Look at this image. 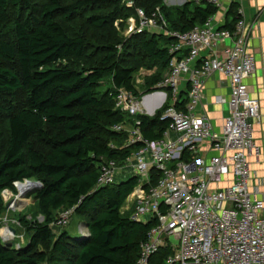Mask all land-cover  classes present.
<instances>
[{"label":"trees","instance_id":"16d2710c","mask_svg":"<svg viewBox=\"0 0 264 264\" xmlns=\"http://www.w3.org/2000/svg\"><path fill=\"white\" fill-rule=\"evenodd\" d=\"M95 4L108 11L86 17L88 26L98 31L135 13L123 0L65 4L46 0L36 6L29 0H0V117H9V138L0 158V215L4 210L2 192H16L15 183L36 179L42 183L36 198L45 217L44 224L23 222L31 238L21 249L6 247L0 237V264H135L156 225L123 214L128 197L139 185L137 176L108 186H99L98 177L105 161L120 165L138 149L124 146L129 136L112 129L120 123H133L115 109L117 92L124 89L138 94L134 78L141 67L158 69L147 81L146 91L163 80L173 57L169 52L172 39L147 31L133 34L122 50L110 45L99 62L74 68L70 62L85 57L88 42L84 35L71 36L63 25H70ZM16 7L24 12L16 14ZM136 8H144L148 14L160 8L168 29L181 32L203 25L218 12L215 6L194 2L168 8L164 0H136ZM237 9L236 4L231 5L221 29H233L240 17ZM12 63L18 73L8 66ZM108 78L112 87L101 94L97 89ZM21 91L25 106L7 108L5 97ZM160 114L136 118L146 140L163 137L169 121ZM153 176L157 180L160 175ZM71 209L85 218L88 236L67 230L57 233L51 227L54 212ZM48 243L51 254L40 248ZM170 254V248L161 249L151 264H164Z\"/></svg>","mask_w":264,"mask_h":264},{"label":"built area","instance_id":"2783aa9c","mask_svg":"<svg viewBox=\"0 0 264 264\" xmlns=\"http://www.w3.org/2000/svg\"><path fill=\"white\" fill-rule=\"evenodd\" d=\"M190 1L215 6L218 12L181 32L168 29L160 8L148 14L136 8V0H123L135 11L136 19H127L136 21L132 34L169 37L173 55L166 77L152 90L135 94L121 89L115 97V109L133 123L113 130L129 136L124 146H138L124 161L140 179L125 208L132 220L156 222L135 264H151L163 248L171 250L164 264H264V198L254 186L250 160L260 162L263 152L255 140L262 116L246 84L256 70L249 26L240 9L233 29L215 28L221 0ZM173 4L167 6L185 2ZM226 41L230 44L224 46ZM216 73L230 86L229 97L218 99L229 108L219 132L203 111L205 82ZM157 114L169 121L168 127L161 139L146 140L136 118ZM121 168L115 160L105 161L98 185L115 183ZM153 174L160 176L155 180ZM74 214V209L61 211L53 225L66 228Z\"/></svg>","mask_w":264,"mask_h":264},{"label":"rangeland","instance_id":"374dc122","mask_svg":"<svg viewBox=\"0 0 264 264\" xmlns=\"http://www.w3.org/2000/svg\"><path fill=\"white\" fill-rule=\"evenodd\" d=\"M30 4L36 6L41 5L46 0H29ZM62 3H70L75 0H61ZM181 0H175V5H179ZM222 3V0H221ZM164 4L167 6L165 0ZM93 8L88 9L85 13L81 15V17L75 18L74 21L68 25L64 24V28L67 30V32L71 36L75 35H84L87 39V50L86 55L84 58L72 61L70 64L77 69L85 68L90 65L95 64L96 62H99L107 53H108V47L110 45L117 46L118 49L122 50V44L128 40L129 37H131L133 34L132 32L135 31L132 29L135 22L125 20H117L114 21V23L108 25L104 30L98 31L88 26V23L86 22V17L90 14H107L108 11L101 10L96 4L92 6ZM168 7V6H167ZM168 8H174V7H168ZM222 9V8H221ZM24 9L22 8H15V13H23ZM133 17L136 19L135 14L130 16L129 18ZM6 36V34H4ZM7 36L10 37L9 33H7ZM121 44V45H119ZM133 48V46H132ZM124 50V47H123ZM128 48L126 49L124 55L127 56ZM131 51L134 54V48L131 49ZM13 71L18 73V67L15 63H12V65H8ZM158 72L157 67L149 69V68H143L141 67L134 78V86L137 91V93H143L146 88V83L148 80L153 78ZM166 73L164 74V77H166ZM112 87L111 79H105L101 82L100 87L97 89L101 94H103L105 91H107L109 88ZM121 90V89H120ZM5 100H7L6 107H13L15 110L23 108L25 106V93L24 92H17L15 96H7L5 97ZM10 103V104H9ZM132 122H127V124H131ZM113 129V127H112ZM9 138V117L7 115H2L0 117V158L3 155L7 142ZM126 162L120 164L121 170H119L117 176H116V183H121L126 181L128 178L136 176L130 168L127 167ZM121 174V175H120ZM31 182H38L36 179L27 180ZM21 183H26L20 182ZM17 184L15 183L16 192H13L9 189H6L2 192L1 197L3 199V205L4 210L2 211L0 215V237L3 241V236L6 238H9V241L3 242L6 247H9L11 249H21L28 245L31 234L27 230V227H24V223L28 224V226H32L34 224H44L45 223V217L40 212L38 208V200L36 198L37 192L35 191H29L25 194V192L19 193ZM25 184V185H26ZM25 191V190H24ZM15 200V203L11 205V207H7L10 202H13ZM128 202V201H127ZM14 206V207H13ZM126 203L124 208H122L123 214H129L131 211L127 210ZM13 208V209H12ZM60 212H54L53 216L55 221L60 217ZM132 215V213H131ZM145 220H148L146 218ZM135 221V220H134ZM139 222V221H138ZM55 230V232H61V230H67L70 232V234H74L75 232L78 233H84L85 236L89 235L88 228L86 225V221L84 217L73 215L71 217L69 225L62 229L58 228L57 226H52ZM8 228H13L15 230V233H12L9 231ZM152 230V229H151ZM75 233V234H78ZM78 236H81L79 234ZM173 242L177 243V241L172 240ZM40 248H44V250L51 254L52 245L51 243H48L46 246H42Z\"/></svg>","mask_w":264,"mask_h":264},{"label":"crops","instance_id":"0c3cea01","mask_svg":"<svg viewBox=\"0 0 264 264\" xmlns=\"http://www.w3.org/2000/svg\"><path fill=\"white\" fill-rule=\"evenodd\" d=\"M175 0H167L168 5H174ZM185 5L190 0H181L180 3ZM232 4L238 6L237 13L241 9L242 17L247 21L249 34V48L256 59L255 73L246 80L251 97L258 102L260 114L262 116V124L255 126V140L262 148L261 161L257 162L255 158H251V168L254 174V186L259 190L260 195L264 198V0H222V9L217 14L214 27L221 29L227 23V15ZM231 21V18L229 19ZM230 42H225L229 45ZM230 95L229 80L221 74H213L205 82L203 111L207 114L213 129L221 131L225 119L229 116V108L227 105L219 104V97L228 98ZM200 110V112H203ZM121 175V174H120ZM18 185V184H17ZM78 233V232H75ZM74 235H84L78 233Z\"/></svg>","mask_w":264,"mask_h":264},{"label":"water","instance_id":"95a60500","mask_svg":"<svg viewBox=\"0 0 264 264\" xmlns=\"http://www.w3.org/2000/svg\"><path fill=\"white\" fill-rule=\"evenodd\" d=\"M26 182L29 183V184H33L34 185V188H35L34 191H38V190H40L42 188V183L41 182H31V181H27V180H26ZM18 183H20V182H18ZM14 203H15V200L13 202H10L7 207L8 208L11 207V205L14 204ZM8 229L12 233H15V230L13 228H8ZM7 241H9V238H7V239L3 238V242L4 243L7 242Z\"/></svg>","mask_w":264,"mask_h":264},{"label":"bare ground","instance_id":"6f19581e","mask_svg":"<svg viewBox=\"0 0 264 264\" xmlns=\"http://www.w3.org/2000/svg\"><path fill=\"white\" fill-rule=\"evenodd\" d=\"M21 184H22V183H21ZM21 184L18 183V185H17V188H18L19 193H21V192H22V193L25 192V194H26V193H28L29 191H33L32 193L35 192V191H34L35 188H34V185H33V184H29V183H28V184L25 183L26 185H25V184H22V185H21ZM24 190H25V191H24ZM13 207H14V206H13ZM12 209H13V208H12ZM3 237L6 238L5 236H3ZM6 239H7V238H6Z\"/></svg>","mask_w":264,"mask_h":264}]
</instances>
